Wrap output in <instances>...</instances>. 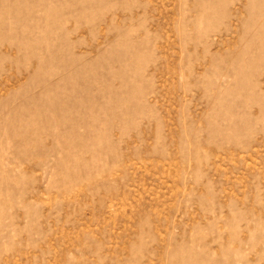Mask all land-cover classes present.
I'll return each instance as SVG.
<instances>
[{
    "label": "rangeland",
    "instance_id": "rangeland-1",
    "mask_svg": "<svg viewBox=\"0 0 264 264\" xmlns=\"http://www.w3.org/2000/svg\"><path fill=\"white\" fill-rule=\"evenodd\" d=\"M0 264H264V0H0Z\"/></svg>",
    "mask_w": 264,
    "mask_h": 264
}]
</instances>
